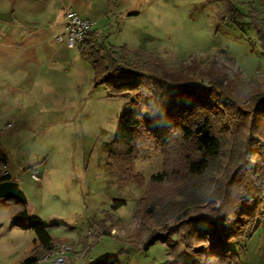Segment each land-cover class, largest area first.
<instances>
[{"label": "rangeland", "instance_id": "374dc122", "mask_svg": "<svg viewBox=\"0 0 264 264\" xmlns=\"http://www.w3.org/2000/svg\"><path fill=\"white\" fill-rule=\"evenodd\" d=\"M5 1L0 0L1 12L7 8ZM98 1L102 5L96 0H79L81 6L77 7L85 11L77 13L96 21L100 20V10L106 13L100 28L110 26L104 30L107 47L150 55L173 69L200 68L204 81H221L242 105L248 103L249 93L264 90V54L251 24V18L264 19V0ZM130 6L136 15L124 16L117 23L111 20L110 12ZM229 10L242 17L229 19ZM4 25L0 19V30ZM51 30L48 37L53 43L60 32ZM68 51V63L60 65L68 72L61 75L64 88L52 91L41 86L20 87L16 61L0 57V154L5 159L0 176L8 174L16 180L26 198L23 206L29 217H38L51 238L61 242L51 252L70 247L63 264H89L106 258H111L112 264H162L169 257L165 243L141 249L124 238L139 226L143 229L142 220L135 215L143 194L172 192V184L153 183L151 177L166 173L170 178L182 167L183 152L174 149L171 141L166 145L159 140L139 144L132 160L137 184L119 187L108 165V151L126 109L125 98L97 83L92 63L77 49ZM161 75L172 80L168 74ZM199 77L192 81H199ZM227 160L222 167L229 166ZM114 199L126 203L113 210ZM15 210L12 200L0 199V264H20L35 246L34 232L24 228L30 221L13 223ZM100 222L111 234L96 241L90 233ZM149 224L150 220H144L145 228ZM84 235H88L87 247ZM175 239L170 236V240ZM231 248L241 264H264V227L260 226L241 248Z\"/></svg>", "mask_w": 264, "mask_h": 264}, {"label": "trees", "instance_id": "16d2710c", "mask_svg": "<svg viewBox=\"0 0 264 264\" xmlns=\"http://www.w3.org/2000/svg\"><path fill=\"white\" fill-rule=\"evenodd\" d=\"M229 15L231 20L242 17L236 10H229ZM251 24L264 54V19L251 18ZM77 48L92 63L97 83L125 98L126 109L108 151L118 186L137 184L132 160L139 144L171 141L184 155L182 167L170 178L166 173L151 177L153 183L172 184L173 190L143 194L135 208L143 229L131 230L124 239L141 249L165 243L169 257L162 264H241L231 246L241 248L264 227V90L249 93L248 103L242 105L221 81H204L200 68L173 69L156 57L107 47L95 32H89ZM187 74L191 76L186 81ZM198 74L200 80L192 81ZM224 159L228 167H222ZM0 164H5L1 154ZM9 178L4 175L0 182ZM172 178L176 180L170 182ZM12 201L20 206L13 223L30 221L24 228L36 238L20 264H36L61 242L51 238L38 217H29L23 204ZM125 203L114 199L111 208ZM144 220H150L146 228ZM110 234L103 222L90 233L96 241ZM172 235L175 240H170ZM84 238L87 247L88 235ZM111 260L89 264H112Z\"/></svg>", "mask_w": 264, "mask_h": 264}, {"label": "crops", "instance_id": "0c3cea01", "mask_svg": "<svg viewBox=\"0 0 264 264\" xmlns=\"http://www.w3.org/2000/svg\"><path fill=\"white\" fill-rule=\"evenodd\" d=\"M96 3L102 5L101 1L96 0ZM78 4L81 6L79 0L5 1L7 11H0V19L5 24L4 28L0 30V57L16 61L19 66L17 84L20 87L32 89L34 86H41L50 91L64 88L61 75H67L68 72L61 70L60 65L68 63L69 49L66 48L64 43L57 42L55 36L53 38L54 42L51 43L48 36L51 35V28H55L57 34L63 32L64 13L67 8H71L81 17L78 14L80 13L79 10L85 11V9H79ZM86 10L89 12V7ZM136 14L137 11L130 6L127 10L110 12V17L114 23H117L124 20V16ZM105 15L106 13L100 10V20L98 21L90 20L87 16L81 18L91 23L90 32H95L98 38L101 36L106 39L104 30H107L110 26L100 28L101 20ZM75 49L80 53L78 48ZM5 175L8 176V174ZM8 180L16 181L12 178ZM13 204H15L16 214L20 206L15 202ZM33 243L36 244V238L33 239Z\"/></svg>", "mask_w": 264, "mask_h": 264}, {"label": "built area", "instance_id": "2783aa9c", "mask_svg": "<svg viewBox=\"0 0 264 264\" xmlns=\"http://www.w3.org/2000/svg\"><path fill=\"white\" fill-rule=\"evenodd\" d=\"M91 23L79 17L71 8L64 13L63 32L55 37L59 43H64L67 49L74 50L90 32ZM32 178L38 181V177L32 174ZM69 246H62L57 252H49L42 260H48L49 264H63L67 259ZM38 261L37 263H39Z\"/></svg>", "mask_w": 264, "mask_h": 264}, {"label": "water", "instance_id": "95a60500", "mask_svg": "<svg viewBox=\"0 0 264 264\" xmlns=\"http://www.w3.org/2000/svg\"><path fill=\"white\" fill-rule=\"evenodd\" d=\"M0 199L15 200L21 204H26V198L19 189L16 181L3 180L0 182Z\"/></svg>", "mask_w": 264, "mask_h": 264}]
</instances>
